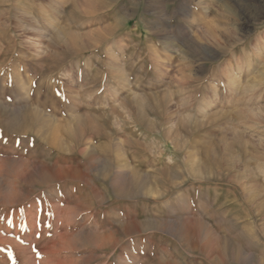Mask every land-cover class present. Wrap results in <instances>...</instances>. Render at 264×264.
Masks as SVG:
<instances>
[{
    "label": "rangeland",
    "instance_id": "1",
    "mask_svg": "<svg viewBox=\"0 0 264 264\" xmlns=\"http://www.w3.org/2000/svg\"><path fill=\"white\" fill-rule=\"evenodd\" d=\"M0 264H264V0H0Z\"/></svg>",
    "mask_w": 264,
    "mask_h": 264
}]
</instances>
